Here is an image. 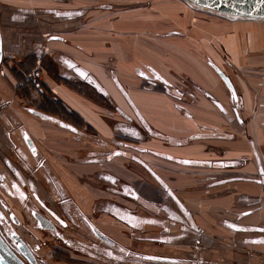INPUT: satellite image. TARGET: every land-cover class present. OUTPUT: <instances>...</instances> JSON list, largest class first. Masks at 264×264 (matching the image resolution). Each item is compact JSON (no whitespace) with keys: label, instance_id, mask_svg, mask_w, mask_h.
<instances>
[{"label":"crops","instance_id":"crops-1","mask_svg":"<svg viewBox=\"0 0 264 264\" xmlns=\"http://www.w3.org/2000/svg\"><path fill=\"white\" fill-rule=\"evenodd\" d=\"M70 1L0 0L3 55L7 60L18 61L19 58H31L38 51L37 59L45 62L56 59L64 67L63 77L68 80L67 84L74 81L71 76L77 79L81 77L79 74H92L101 93L112 97L114 107L121 111L122 116L114 117L108 114L110 109H99L71 87L56 83L52 92L79 122L63 120L60 125L54 124L52 114L43 110L39 111L48 118L34 114L26 116L14 103L11 112L14 107V111L19 113L18 117L13 113L15 122L23 128L14 136L7 128L9 133L6 132L5 137L16 148V155H20L28 169L33 170L38 157L46 158L42 152L45 149L51 152L52 157H47L46 163L60 190L69 200L71 192L76 197L78 192H82L86 197L84 200L91 206L88 212L75 199L69 211L72 219H80V229L84 230L81 217L87 218L120 249L125 248L132 252V256L136 254L146 259L139 258L135 264H264V155L253 151L251 141H247L245 149L242 144L231 142L236 141V136L226 137L216 132L220 117L215 112H225L219 105L205 104L204 99L198 104L193 99L183 103L180 96H173L172 88L141 86L139 78L143 66L140 48L148 46L133 47L136 54L130 55L124 50L129 45L117 39L114 53L110 55L107 43L102 45L100 38L92 37V34L99 35L97 32L100 30L95 32L91 29L93 25L81 23L78 14L85 15L86 8L80 6V12L71 13V4L66 6ZM129 24L131 28H139L136 20L132 19ZM124 51L127 56H124ZM165 56L160 55L161 61ZM183 56L182 61H175L183 65L180 70L192 65L197 71L195 78L203 84L201 60L191 57L189 61L188 55ZM162 69L163 65L157 70L163 74ZM9 87L0 71V102L3 99L9 101L7 106L11 103L8 98L12 94ZM189 112L192 115L194 112L197 117L191 119ZM0 116L4 118L1 112ZM5 125L12 127L10 121H5ZM193 131L194 135L190 136ZM146 139L150 143L162 141L166 151L163 153L151 144L145 156L140 152L139 144H146ZM214 139L226 140L230 155L222 165L212 162L203 167L208 175H199L195 186L186 181L185 189L180 187L184 203L181 202L185 206L183 211V205L174 200L173 190L178 192V188L171 183L172 176L165 174L159 178L158 175H164V171L159 173L157 169L162 165L167 171H172L175 165L187 166L183 156L202 160L203 149L198 145L199 141L207 142L203 158L214 161L213 151L218 153L219 148L210 143ZM193 142L196 146L189 149ZM238 142L243 143L244 140L238 139ZM0 148L8 149L9 146L0 141ZM4 151L5 156L14 159ZM247 167L253 168L258 176H250ZM143 169H147V174L152 177L145 178L136 172ZM221 170L227 171V176L223 173L224 176L217 177ZM31 178L36 185H42L36 178ZM176 181L174 184L177 186L184 184L179 178ZM72 185L74 191H71ZM116 188L121 191L116 192ZM4 190L3 197L15 203V196L10 197L6 188ZM192 210L213 217L217 227L200 218L199 214L198 219H193ZM74 223L78 224L77 221ZM22 237L28 243L31 241L27 235ZM88 257L94 261L93 264H109L107 258L86 252L76 258L84 260L82 264H88Z\"/></svg>","mask_w":264,"mask_h":264},{"label":"rangeland","instance_id":"rangeland-1","mask_svg":"<svg viewBox=\"0 0 264 264\" xmlns=\"http://www.w3.org/2000/svg\"><path fill=\"white\" fill-rule=\"evenodd\" d=\"M70 4L71 13L80 12V6L86 8L85 15L84 13L78 14L81 17V23H85L86 26L93 25L91 29L95 32L100 30V32H97L99 35L92 34V37L94 39L100 38L102 45L107 43V50L110 52V55L114 53L115 40L117 39L118 41L123 40V43L129 45L128 47L125 46L124 50L130 55L136 54V50H134L136 48L133 47L148 46L140 48L139 57L143 66L142 70H140L141 77L139 78L141 86L152 85L156 88H172L171 90H174L175 94L173 96L175 98L180 96L183 103L187 99L186 102H192L193 99L195 104H198L204 99L205 104L219 105L221 110L225 109V112L220 110L219 112H215L220 117L219 128L216 129V132L226 137L233 138V136H236V141L233 140L231 142L240 143L245 149L247 148L245 145L251 141L254 144L253 151H260L264 155V19L224 14L198 7L184 0H71L66 3V6ZM73 16H71V21L75 19ZM132 19L138 21L139 28L130 27L129 22ZM98 25L101 26V29ZM71 29L73 30V27ZM125 51L124 56H127ZM38 55L37 51L31 55V58H19L18 61L6 60L5 58L4 64L1 67L4 82L12 90L11 98H8L11 103L7 106L9 101L7 102L3 99V102H0V112L4 114L5 118L0 116V119H2L0 121V141H4L5 146L10 145V139L5 137V133H9L8 129L12 130V135L14 136L17 133L20 134V129L23 128L21 124H17V121L15 122V115L18 117L19 113L14 111V107L13 113L15 115L11 112L14 103L23 115L28 114L32 116L33 114L30 113V110L49 112L52 114L51 119L55 120L54 124L57 125L63 123V120L71 121V123L76 122V124L79 122L77 117L72 114L73 112H70L63 101L52 92V87L53 85H57L56 83L59 86L65 85L68 88L71 87L70 89L84 95L89 101L97 105L99 109H110L108 110V114L114 117L122 116L120 115L121 111L115 108L116 106L113 104L112 97L101 93L100 88L92 79V74H79L81 77L77 79L71 76L72 79L74 78V81H71L73 84H67L68 80L63 77L65 75L64 67L56 59L55 61L49 59L50 61L46 60V62L37 59ZM160 55H166L167 57L165 56V60L161 61ZM183 55H188L189 61L191 57L194 60L196 58L201 60L200 66L204 70L205 80L203 84L195 78L197 71L192 65L189 64V66H185L184 70H180L183 65L175 61H182ZM167 58L172 61L169 62ZM161 65H163V74L157 70ZM38 67L39 69H37ZM34 71H38L35 76L33 75ZM71 72L74 74L73 71ZM200 74L201 72L198 74L199 77ZM203 86L208 87L210 90L203 89ZM124 105H127L125 101ZM126 108L130 110L128 107ZM189 114L193 120L195 116L197 117V114L194 112L193 115L190 112ZM227 118L231 120L228 122ZM136 120L141 124L139 119ZM5 121H10L12 127H7ZM191 134L194 135V131L189 133L190 136ZM228 134L230 135L228 136ZM182 138L186 139V137ZM147 139L146 144H139V149H142L140 152L145 156L148 154L147 147L151 144L159 147L163 153L166 151L163 150L162 141L154 140V142L150 143L147 142ZM238 139L244 140V142H238ZM212 141L213 143L210 142L211 144L219 147V155L213 151L215 154L214 161L211 158H203L207 142L199 141L198 145H202L203 149V154L200 156L202 160H199L200 158L195 156H183L182 160L187 166L175 165L172 171L163 169L164 165L157 169L159 173H163L164 171V175H158L159 178L165 177V174L172 176L170 181L176 189L178 188V192L173 190L174 200H177L180 204L184 203V201L179 189L180 187L185 189L186 181L195 186L197 184L196 178L199 175L201 177L208 175L207 169L203 167L212 164V162L221 163L222 165L227 160V155H230L226 140L219 141L214 139ZM194 143L190 144L192 147L189 149L196 146ZM250 148L251 145L248 146L249 153L252 152ZM4 150L8 151L11 156H16V148L15 151L10 150V148H0V153L3 155H5ZM42 154L46 158L52 157L51 152L46 149ZM38 162L39 160L37 159ZM162 162L165 163L163 160ZM129 164L132 163L129 162ZM35 166L37 167V165ZM130 168L131 165H129ZM246 169L250 176L257 175L253 168L250 170L247 167ZM136 172L142 174L145 178L152 177L151 174H147V169ZM223 173L227 176V171L221 170L217 177L224 176ZM37 176L40 175L38 174ZM177 178H179V181L180 179L183 180L184 184H180L181 186L174 184V182H177ZM108 183L106 182V184ZM74 190L75 187L72 185L71 191ZM120 191L119 188H116V192ZM0 192L3 194L1 190ZM71 194L73 195V192ZM72 195V207L73 201L76 199L84 206L85 210L90 212L91 206L89 201L84 200L86 197L82 192H78L77 197ZM182 205V210L184 211L185 206L184 204ZM61 212L63 214L62 210ZM190 212L193 219L195 217L198 219L197 215L199 214L200 218L210 221L217 227L212 219L213 217H206L200 211L197 212V210ZM71 220L72 222L68 219L67 223L69 225L72 224L75 229L72 232L69 231L67 237L76 246L82 247L87 253L91 252L97 256L100 255L107 258L109 264H135L141 258L137 257L136 254L132 256V252L127 251L125 248L120 249L118 245H116L117 247L114 250L110 247L94 248V246L100 245L92 235L88 234L89 232L83 223L82 227L84 230L80 229L78 223L80 219L74 218ZM75 221L78 224H75ZM74 224L78 225L79 228ZM132 230L129 229L128 231L132 232ZM27 236L31 239V241L29 240V245L39 256L43 258L47 257L54 264L84 263V260H77L76 257L80 255L79 253L67 255L59 251L51 258L48 254L50 242H53V245H56V242L49 239L48 246H41V240L44 238L43 235L38 236L40 239H35L34 236L30 235ZM115 236L118 237L117 235ZM211 236L216 237L217 235ZM121 250L123 253H121ZM127 252L130 253L128 254ZM71 255L73 257L76 256L75 258L72 257V261V258L70 259ZM88 261V264L94 263L89 257Z\"/></svg>","mask_w":264,"mask_h":264},{"label":"flooded vegetation","instance_id":"flooded-vegetation-1","mask_svg":"<svg viewBox=\"0 0 264 264\" xmlns=\"http://www.w3.org/2000/svg\"><path fill=\"white\" fill-rule=\"evenodd\" d=\"M1 47L3 49L2 39ZM4 61L5 57L3 55L0 71ZM9 144V148L15 151V147L11 143ZM15 157L11 159L0 153V190L3 192L6 188V193L10 197L15 196L14 203L11 200L7 201L0 192V238L11 250L16 252V255L25 264L54 263L49 261L47 257L43 258L39 256L22 235L34 236L35 239H40L38 235H43L44 238L41 240V246H48L49 239L56 242V245L50 242L48 254L51 258L59 251L67 255L70 253L74 255L77 253L85 254V250L76 246L67 237L69 231L72 232L75 229L72 224L69 225L67 223L68 219L72 222L71 213L69 212L71 200L60 190V186L53 176L51 168L47 166L46 158L38 157L39 162L37 163V167L31 171L20 155H16ZM40 170L44 175H40V172L38 173ZM37 173L40 176H37ZM31 177L36 178L42 185H36ZM40 217L42 218V223L37 220ZM81 220L89 232L88 234L92 235L100 245L94 246V248L110 247L114 250L117 247V244L112 239L108 238L102 230L92 224L87 218L82 216ZM26 250L31 252V257L26 254ZM90 254L93 255L91 252ZM72 257L71 255L70 259Z\"/></svg>","mask_w":264,"mask_h":264},{"label":"water","instance_id":"water-1","mask_svg":"<svg viewBox=\"0 0 264 264\" xmlns=\"http://www.w3.org/2000/svg\"><path fill=\"white\" fill-rule=\"evenodd\" d=\"M184 1L201 8L218 11L224 14L264 19V0H184ZM2 56H3V49L1 47V39H0V65L2 61ZM30 112L42 118L49 117L48 115L37 110H30ZM37 220H39V222L42 223L41 217L38 218ZM26 254L29 256L32 255L29 250H26ZM0 264H25L16 255V252L11 250L3 242L1 238H0Z\"/></svg>","mask_w":264,"mask_h":264},{"label":"built area","instance_id":"built-area-1","mask_svg":"<svg viewBox=\"0 0 264 264\" xmlns=\"http://www.w3.org/2000/svg\"><path fill=\"white\" fill-rule=\"evenodd\" d=\"M38 71H34L33 75L35 76V74L37 73Z\"/></svg>","mask_w":264,"mask_h":264},{"label":"trees","instance_id":"trees-1","mask_svg":"<svg viewBox=\"0 0 264 264\" xmlns=\"http://www.w3.org/2000/svg\"><path fill=\"white\" fill-rule=\"evenodd\" d=\"M37 69H39V67Z\"/></svg>","mask_w":264,"mask_h":264},{"label":"snow or ice","instance_id":"snow-or-ice-1","mask_svg":"<svg viewBox=\"0 0 264 264\" xmlns=\"http://www.w3.org/2000/svg\"><path fill=\"white\" fill-rule=\"evenodd\" d=\"M62 223V222H61Z\"/></svg>","mask_w":264,"mask_h":264}]
</instances>
